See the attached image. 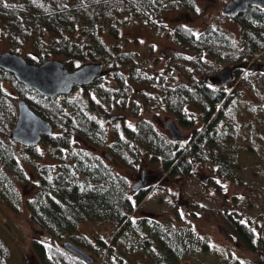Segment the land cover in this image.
Masks as SVG:
<instances>
[{
	"label": "trees",
	"instance_id": "16d2710c",
	"mask_svg": "<svg viewBox=\"0 0 264 264\" xmlns=\"http://www.w3.org/2000/svg\"><path fill=\"white\" fill-rule=\"evenodd\" d=\"M178 1L183 5L190 2ZM173 6L170 0H0L4 51L20 54L31 64L62 58L69 70L78 68L77 62L102 63L111 79L103 76L86 88H77V93L48 98L0 69V203L17 213L22 206L27 208L34 229L46 240L33 241V246L41 257L48 254L54 264H87L60 246L66 240L93 252L103 264H178L194 251L190 230L176 231L170 225L133 217L143 197L137 201L130 197L128 178L115 172L105 155L136 171L139 163L145 162V153L170 178L190 174L193 162L212 164L221 176L234 177L245 151L255 167L261 166L264 148L257 145L248 123L241 136L226 137L229 131L233 133L232 99L225 105L228 117L219 113L212 121L211 133L193 147L187 146V151L178 149L153 120L144 117L145 112L169 108L178 113L186 104H195L211 119L223 102L218 91L203 88L195 96L185 93L180 106L177 89L156 87L168 82L164 70L151 71L138 53L124 50L125 41L111 43L120 28L137 21L138 30L161 27L160 13ZM237 24L238 41L215 27L206 33L203 44L220 63H235L245 57L251 61L264 52V11L253 7L237 18ZM191 43L183 41L188 47ZM249 77L257 80V99L261 101L264 75L248 73L243 80L247 85ZM19 100L26 101L54 128L52 136H45L36 147L22 146L9 137ZM111 111L124 118L110 123ZM79 142L84 147H78ZM96 149L103 154L98 155ZM44 158L50 161L38 165ZM26 165L34 168L29 175ZM24 190H29L31 197L25 196ZM90 222L112 226L115 232L111 240L82 234L79 227ZM255 227L257 222L237 224L234 231L251 252L264 254V225L257 234ZM11 257L10 247L0 237V264H11Z\"/></svg>",
	"mask_w": 264,
	"mask_h": 264
},
{
	"label": "rangeland",
	"instance_id": "374dc122",
	"mask_svg": "<svg viewBox=\"0 0 264 264\" xmlns=\"http://www.w3.org/2000/svg\"><path fill=\"white\" fill-rule=\"evenodd\" d=\"M218 4L220 5L221 3L219 2ZM219 5H212L213 10L211 11L213 12L210 16V19L212 20V23L215 24V28L226 30L233 24L223 18V16L217 17V13L220 10L215 11V9H217ZM202 7L204 8V6ZM182 10L185 12V9ZM202 11L203 10L200 9L196 10L198 14L203 15L204 19L205 13H203ZM166 15L168 21L174 24H177V21L187 22L186 19H188L187 17L179 18L178 12L176 10L173 12H168ZM196 18H202V16ZM210 19L205 18L206 22ZM162 22L165 23L164 21ZM136 26H138V24L135 23L120 28L119 35L117 36V38H113L111 40V43H121V40L125 38L126 35H128L130 36V43L125 44L124 50H133L135 49V46L132 43V37L136 36L141 44L140 51L141 54H143L142 56L140 55L141 59L147 63L151 71L155 69L163 70L161 68V61H163V59L161 60V55L159 53H156L154 57L150 56L149 58H147L148 51H143L142 49L147 48L150 42H157L158 39L156 37H160V34H162L166 30L162 27L156 26L154 28L153 26H150L148 28L152 29L153 32L150 30L151 33L149 31H146L142 32V35H137L139 30ZM235 28L236 27L233 26V31L235 30ZM199 31H201V29H199ZM104 40L109 43L107 37H104ZM158 42L161 41L159 40ZM135 45L137 47L138 43H135ZM5 48L6 45L0 42V53L4 51ZM168 50L170 51V49H167L166 53H169L171 55ZM135 51H139V48H136ZM59 60L62 61L63 59L59 58ZM214 62V64H210L208 66L209 71L218 69V66L220 68L223 67L222 63L218 61ZM81 65L83 64H78L77 62V67H80ZM104 78L105 80H111L108 79L107 74L104 75ZM252 78L253 77H249V81L247 80L248 85L246 84V88L244 90L245 96L247 102H253L255 101V98L259 102L260 100L257 99L259 96V91L255 87L257 80L254 81L255 78ZM260 83L261 86H264V80ZM109 84L117 86L115 82L113 83V81H110ZM137 88L139 87L137 86L133 88L135 89V93H138ZM77 92L78 91H75L74 93ZM260 98L261 102H259L258 104L254 117L253 115L248 116V118H245V121L246 123H248V126H250V129L254 130L256 142L258 143L257 145L264 148V96H260ZM246 108L247 112H249L250 105L248 104ZM113 114L114 113L112 111L111 113L109 112L108 119L110 118V116L112 117ZM166 116H169V114H161L160 112L156 113L154 112V110L153 112L144 113V117L146 119L159 120L158 124L160 122H163ZM131 119L132 118H128L127 121H133ZM77 146L84 147L82 142H79ZM241 152H243V150H241ZM96 153L98 155L103 154L102 151H97ZM143 157H145L146 160H144L145 162L142 161L143 163H139V165H144L145 169L148 167H151L154 170H157V168L159 169V165H154L150 162L149 155H146L144 153ZM105 159L106 161L110 162L111 165L114 164V171L119 174L130 176L129 173L131 172H139V168L136 169V171H132V169L126 168L125 165L121 166L117 163H112V161H110L107 157ZM45 161L49 162L50 160L48 158H44L39 161L40 163H38V165L42 164ZM260 161L262 162L261 166L258 165L257 169L255 167V162L253 160H249V156L246 151L243 152L240 156L239 172H237L234 177L227 176L222 179L220 177L219 180L221 179L223 181H221V185L219 187H216L214 189L215 192H206L205 188L201 184V181H203V179H207L210 176L214 178V176H216V170L214 171L208 168H202L200 164H197V166L195 167L196 169H198L196 171V173L199 174L197 177L194 176L191 180L188 181L184 180L185 182H183V185H181V187L178 185H171V183H176V180L173 179L172 181H170V184H168L167 182V184L160 186L150 194V197H148L146 202L141 206V209L147 210V212L151 211L157 213L167 211V209L169 210V208H171L174 203L168 201V198L173 197V195L177 197L181 192L183 201L188 202L190 204V207L191 205L204 207V211L206 214H204L203 211L197 207L196 209L200 212L195 217L191 215V212L189 210L181 207L182 212L179 213V219L184 221L182 223H184L186 226H188V224L191 222L194 228H196L198 231H201L204 234V238L206 239V241L211 242V248L208 247V249L203 252L193 251L191 257L190 255L187 257L184 256L182 261H180L178 264H232V262H237V259L241 260L243 264H253L255 261H258L260 253H254L246 249L244 250V248L238 246L235 243L234 239L226 234L225 231L227 230H225V228H227V225L233 228V221L228 217V212L234 214L236 218H238L245 224H251L258 221L257 223H261L262 226L264 225V158H261ZM33 169V166L29 167V165H26V173L28 175L30 172H32ZM189 177H191V175L187 177L185 176L186 179ZM24 194L25 196L31 197V193L29 190L27 192L25 191ZM160 198L162 199V201L160 200ZM15 211L16 210L12 209L10 206L7 207L4 204L0 203V237L7 243V245L11 249L12 257L10 263L54 264L49 258L48 254H45L43 257H41V255H39V252H37L35 250V247L33 246V241L43 242L46 240L44 239V236H42V234L37 231L36 228L34 229L33 224L29 220L27 208L25 206H22L19 213ZM167 214L168 212L165 213V215ZM138 215L139 214L133 215V217L136 218ZM79 230L82 232V234H86L93 239H96V237L105 238L107 239V242L111 240L110 237L112 236L113 232H115L113 227L110 225H95V223L91 222L82 224L79 227ZM224 250L226 253L224 256L229 257V260H227V258L223 259V257L221 256ZM111 258H113V260L117 262L116 256L112 255ZM97 264H103V259L100 260L99 258H97Z\"/></svg>",
	"mask_w": 264,
	"mask_h": 264
},
{
	"label": "flooded vegetation",
	"instance_id": "af4514ba",
	"mask_svg": "<svg viewBox=\"0 0 264 264\" xmlns=\"http://www.w3.org/2000/svg\"><path fill=\"white\" fill-rule=\"evenodd\" d=\"M171 3H174V6L172 9H166L164 10L161 14V20L158 23L164 31L162 34H160V37H156L158 40L157 42H150L148 47L145 49H142L143 51H148L147 58L150 56H155L156 53H159L161 55V60L163 59L162 66L161 68L165 71V73L168 76V82L167 84H163L160 86V90H163V87H167L170 89H177V97L180 98V106L185 101V93L189 92L190 94H193L194 96L198 94V89H203L206 88L211 91H218L219 96H222L223 102L218 105L214 115L211 117V119L206 117V113L204 111L200 110L195 104H186L185 107L183 106V110H180L178 113L172 112L169 108H162L160 111H157L156 113H167L169 116H166L163 122H160L158 124L159 120H153L155 124L158 127V130L163 133L167 138L172 140V136L170 131L167 128V123L169 121L173 122L175 127L177 128L178 131H180L184 136L180 138L179 140H172L176 142V145L178 149L185 150L187 151V146L188 148L193 147V143L198 144L199 140L201 137L208 135L211 133L209 130L211 129L212 123L215 121V119L218 117L219 113H228L229 108L226 105V102L230 99H232V105L234 106V120L231 123L232 131H229L226 134V137L228 138H233L235 135L238 134V136H241L242 133L245 132L247 129L245 125V118H248V116L254 117V114L256 112V109L258 107L259 102L255 98V101L253 102H247L246 96H245V86L246 84L243 82L244 79H246V75L248 73L250 74H263L264 75V52L256 54L255 58L251 61H247L246 57L240 59L238 62L235 63H222L223 67H219L216 70L209 71L208 66L210 64H214L217 62V58L215 54H213L211 51L207 50L205 45V38L208 37L206 33L209 31L211 27H216L214 23H212V20L210 19V16L212 15L211 10H213L212 5L216 4L219 5L218 3L220 2L221 4L218 6L216 10H220L217 13V17L223 16L227 21H230L232 26L228 27L226 30H222V32H226L230 36L233 37L234 40L238 41L239 40V31H238V24H237V18H239L242 14L241 13L237 16H229L224 14V9L226 5L231 2L232 0H190V2L186 3L183 5L181 2L178 0H170ZM204 6V8L202 7ZM258 8L261 11H264L263 8L256 7V6H250L247 11L251 8ZM185 9V12L182 10ZM203 10L202 12L205 13L204 19L203 15L198 14L196 10ZM177 11L179 18L184 17L188 18L186 19L187 22L185 21H177V24L170 23L167 18V13L168 12H173ZM246 11V12H247ZM245 12V13H246ZM197 13V14H196ZM194 15V16H192ZM163 16V17H162ZM201 17L202 18H196V17ZM205 18L210 19L209 21L206 22ZM179 20V19H177ZM164 21L165 23H163ZM134 24V23H133ZM138 26H140L139 22L137 21ZM132 25V24H131ZM233 26H235V30L233 31ZM150 27V26H149ZM154 29V28H153ZM201 29V31H199ZM220 30V28H218ZM150 30L153 32L152 29L148 28L145 26L143 29H139V32L137 35H142V32H146ZM187 32L189 34H187ZM151 33V32H150ZM126 35V34H125ZM152 35V34H151ZM155 35V34H154ZM136 37V36H133ZM132 37V43L136 48H139V51H135V49L130 50L132 52L138 53V55H143L141 54V44L138 41V38H133ZM125 40H121V43L124 41L126 44L130 43V36L126 35ZM155 38V37H154ZM155 38V39H156ZM184 38V39H182ZM154 39V40H155ZM161 42H158V41ZM184 40H191L190 47L187 45L185 46L183 44ZM207 40V39H206ZM138 41V42H137ZM200 42L202 44H200ZM135 43H138V46L136 47ZM209 46L212 47L211 43L209 42ZM149 48V49H148ZM148 49V50H147ZM167 49H170V53H166ZM247 61V62H246ZM214 62V63H213ZM228 70V77L230 78L226 84L223 82V78L219 77V74L224 71ZM209 71V72H208ZM245 81V80H244ZM236 96H239V99H233ZM250 105L249 112H247V105ZM185 111L186 114L183 113ZM210 114V113H209ZM226 115V114H225ZM228 116L226 115V118ZM252 117V118H253ZM162 121V120H161ZM213 121V122H212ZM217 125L219 122L216 123ZM220 126V124L218 125ZM219 128V127H218ZM222 129V127H220ZM227 131V129L225 130ZM252 132L254 130L251 129ZM255 133V132H254ZM42 142V141H41ZM40 142V143H41ZM39 143V144H40ZM38 144V145H39ZM22 145V144H20ZM25 146V145H22ZM37 146V145H36ZM34 146V147H36ZM30 147V146H29ZM100 151L101 149H96L94 152ZM112 163L116 162L111 159V156L105 155ZM116 164V163H115ZM197 164H200L201 167L203 168H208L211 170L215 171L214 165L208 164V163H195L193 162L192 167H191V173L188 174L187 176H190L189 178H185V176L180 175L175 178H170L168 177L167 174L163 172V170H154L151 167H148L145 169L144 165H139V172H131L129 173L130 176L125 177L128 178L129 180V187H130V197L133 200H136L143 197L142 203L140 207L133 213V215H138V217L156 222L158 224H163L164 226H169L176 231H179L180 229H187L190 230L193 236V241L196 246H194V251H206L210 247L209 241H206L204 238V234L201 231H198L196 228H194L191 224V222L186 226L184 221L179 219V213L182 212L181 207H184L185 209L189 210L191 212V215L193 217L197 216L200 211H198L196 208L198 207L200 210L203 211L204 214V207L202 206H192L190 207V204L186 201H183L182 198V192L178 194L177 197L173 195V197L168 198L171 203H174V205L167 209V211L164 212H151L144 209H141V206L143 203L146 202L147 198L150 197V194L160 186H163L165 184H170V181L173 179L176 180V183H171V185H178L181 187L183 185V182L191 180L192 177H197L199 174L196 173L198 169L195 167ZM114 165V164H113ZM112 165V166H113ZM149 165V164H148ZM257 167V166H256ZM114 168V167H113ZM137 168V169H138ZM216 176L213 177H208L207 179H203L201 181L202 186L205 188L206 192H215V188L219 187L221 185V180L224 178L221 176L219 173H215ZM186 176V177H187ZM221 179L219 180V178ZM185 180V181H184ZM201 180V179H200ZM138 186L136 190H134L133 187ZM205 192V193H206ZM162 201V199L160 198ZM168 212L167 215L165 213ZM228 217L230 220H232V227L227 225V228H225L226 234L230 236L232 239H234L235 243L238 246H241L244 248V250L250 251L246 247V245L242 242V240L236 235V232L234 230L236 229L237 224H244L249 226V224H245L234 214H231L228 212ZM258 222V221H257ZM187 223V222H186ZM226 223V222H225ZM259 225V226H258ZM258 227L254 228L255 234L259 233V229L261 228V223H257ZM196 241V242H195ZM236 247V245H235ZM215 249V248H214ZM89 252V251H88ZM92 254V256L95 259V262L93 264H97V258L96 255L93 252H89ZM225 250L223 254L221 255L224 258H227L229 260V257L224 256ZM192 256V252L190 251L189 254H185V256ZM264 254H259V262L261 256ZM236 261V260H235ZM238 263L243 264L241 260L237 259ZM255 262L253 264H255Z\"/></svg>",
	"mask_w": 264,
	"mask_h": 264
},
{
	"label": "water",
	"instance_id": "95a60500",
	"mask_svg": "<svg viewBox=\"0 0 264 264\" xmlns=\"http://www.w3.org/2000/svg\"><path fill=\"white\" fill-rule=\"evenodd\" d=\"M250 6L264 9V0H232L223 11L225 15L237 16L245 13ZM0 69L11 73L19 84L49 98L70 95L75 88L89 86L105 74V67L102 63H85L78 69L69 70L64 62L58 59H51L42 64H31L22 55L11 51H4L0 54ZM228 72L224 70L219 74L225 84L230 79ZM16 105L17 119L9 136L13 141L26 146H36L43 137L52 136V124L30 108L26 101L20 100ZM119 118H124V116L113 115L110 120L115 121ZM167 128L173 140H179L184 136L171 121L167 123ZM137 187H133L134 190ZM63 247L86 263H94V257L73 242L66 241ZM255 264H264V255Z\"/></svg>",
	"mask_w": 264,
	"mask_h": 264
}]
</instances>
